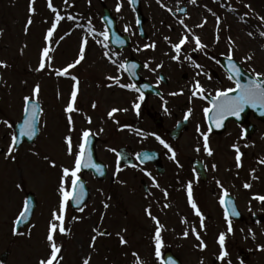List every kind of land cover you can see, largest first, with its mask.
Returning <instances> with one entry per match:
<instances>
[{
	"label": "rangeland",
	"instance_id": "obj_1",
	"mask_svg": "<svg viewBox=\"0 0 264 264\" xmlns=\"http://www.w3.org/2000/svg\"><path fill=\"white\" fill-rule=\"evenodd\" d=\"M76 1L78 0H69V3L72 4ZM100 1L110 8L112 16L118 21L119 30L129 35L133 42L132 47L125 51V58L132 55L144 63H147V59H150V62H152L151 67L155 66L157 68V65L162 63L163 67L159 68L161 72L171 73L174 70V61L171 59V55L175 53L164 37L168 36L173 43L177 42L178 37L182 34V27L178 24V19L182 18L201 37L204 44H211L210 47L214 44L216 47H220L222 53L229 50L228 37H231L236 44L232 54L245 63L251 71L264 72V37L260 35V32L264 31V21L259 19V17L264 16V0H197L196 5L191 4L189 0H179V2L178 0H162L166 7H161L157 0H141V9L146 18L144 26L147 35L146 41L140 40L137 34L133 10L128 0H123V8L119 13L116 11L117 0H91L94 12L87 17L77 14L84 3L75 5L76 9H69L64 4V0H53L54 6L60 10L61 15L65 16V20L60 22L53 35V39L57 43L53 45L55 51L51 54L53 56L51 67H46V70L42 73L37 72L35 69L39 66L40 52L45 45L44 36L54 18V14L47 6L48 0H35L34 7L36 11L34 14L29 12V0H0V33H2L0 34V61H4L8 65L7 68L1 67L0 69V121L7 120L9 123L14 124L20 120L23 97L31 95L36 84H39L41 88L39 102H42L43 113L48 115V119L51 116L56 118L54 112L61 106L59 104L60 94L65 96L66 93L64 92L70 89V78L67 76L57 78L53 69H61L77 58L81 37L88 34L87 25L89 20H91L97 32L104 31L100 23L102 14ZM246 4L251 5V10L244 7ZM229 6L235 8L236 11H229ZM182 7L186 9V13L180 16L177 14V9ZM167 8H172L173 11L170 13ZM208 9H211L221 18L220 40L218 43L215 42L217 33L216 18ZM72 10H74L73 13ZM245 13H248V15L245 16ZM68 14L77 16V20L75 22L67 20ZM29 15H31L33 23L25 33V25ZM241 17H243V20ZM204 18H207V24L203 28L195 27ZM77 23L83 27H76ZM125 25L128 26V31H125ZM249 32L253 35L249 36ZM66 33L71 34L66 35ZM61 36L65 38L60 40ZM152 42L157 45L155 51L150 48L144 50L143 53L136 50ZM188 45L191 46L189 49L193 48L191 43ZM103 52L104 49L90 37L85 51L84 63L79 64L77 70L76 68L73 69L75 74L82 66L78 74L80 80L79 103L86 99L88 106L95 101L102 104V97L100 96L108 82H113L107 80L106 77L118 74L116 67L103 56ZM184 53L183 56L186 55ZM249 55L252 56L250 60L246 59ZM119 60L122 61V58H119ZM69 71L72 75V71ZM102 82L105 84L102 85ZM132 101L133 97L127 93L125 95L126 106L128 107ZM126 115L127 118H130L128 121H131L132 124L136 122L135 115L130 112V109H128ZM55 123L57 124V122ZM132 126L126 127L125 143L131 145L134 149H138L140 148L136 140L138 134L136 136L135 132L138 126ZM11 134V129L0 123V149H3L4 152L7 150ZM60 137L59 131L54 129L50 140L49 137H41V141L39 140L35 146L41 149L39 150L41 151L40 154L43 152L50 159L56 161V168L50 167L49 162L46 163L44 159L41 161L38 155L35 154L38 153L37 151L30 150L28 152L29 148L25 150L24 147H21L17 152H14L15 160L5 159L4 154L0 155V254L10 251L8 264H37L38 259L46 256L49 252L46 234L51 219L50 213L48 214L50 219L44 216L40 219H34L32 225L22 231L25 235L14 236L12 226L22 207L23 195L26 190L41 192L40 196L43 198V195H45V199L48 198L46 194H48L49 186L52 188L51 190H54V194L58 193L57 187L61 175L60 166L69 164L66 151L56 147L59 144ZM44 173L54 176L53 185H48ZM38 175L43 179L40 181L34 180ZM139 179L140 176L135 178L131 171H126L125 201L127 203L125 202V209L129 213L128 218L124 217L123 213H119L117 208L113 210L114 206H110L107 215L103 217V221L99 220L98 217H95L92 221L91 218L87 220L89 222L86 225L87 235L80 228V221L78 223L72 221L66 224L67 228L71 230L70 233L63 236L58 233L56 236L57 242L63 245L62 255L64 258L60 264H83L84 259L88 257H91L90 264H135L136 258L129 251L138 253L144 264H155L153 263L154 258L157 257L155 256L154 234H151L152 222L145 218L138 220L139 216H134L138 219H133L130 216L131 213H135L138 207L140 208L141 205L138 202L144 200L141 190L138 191ZM17 184L21 187L17 188ZM109 186L108 179L103 186L91 183L94 191L102 189L105 196L107 194L106 188ZM129 189L134 191L135 194L130 195L128 193ZM111 193H113V190ZM100 200L103 199L100 198ZM113 201L110 200L109 203L112 204ZM44 202V207L50 204L47 200ZM130 202L138 204L134 206ZM128 207L131 209H128ZM80 219L82 220V218ZM33 225L35 226L33 227ZM166 226L167 228L164 227L165 231L161 235L163 242L161 251L168 248L175 252L181 264H197L200 255L197 247L199 243L192 232L193 227L196 228L201 237H209L208 241L211 244L209 248H212L213 237H218L221 232L225 233V237H253V234L255 237L264 236L263 226H237L233 228L232 233H228L227 226L220 223L216 225L206 224L203 233L202 229L205 227L200 228L199 225L196 226L193 223L182 225L177 221H172ZM94 227L100 231L106 230L110 235L101 237L93 232ZM125 229L126 231H124ZM186 229L189 232L187 238L183 235ZM29 232L32 236L27 235ZM117 233L127 239L126 249L121 248V246L120 248L115 247L116 241L114 240L118 239ZM93 235H97L95 247L90 246ZM187 258L188 261L184 263L183 260Z\"/></svg>",
	"mask_w": 264,
	"mask_h": 264
},
{
	"label": "flooded vegetation",
	"instance_id": "obj_2",
	"mask_svg": "<svg viewBox=\"0 0 264 264\" xmlns=\"http://www.w3.org/2000/svg\"><path fill=\"white\" fill-rule=\"evenodd\" d=\"M79 3H84V5L81 6L82 8L80 7L79 14L83 16H90L93 14V6L92 3H89V0H78L73 2V6ZM191 44L192 47H194V44ZM206 45L208 46L206 49L207 55H205L203 51L193 52V48L189 49L191 46L186 44L181 52V58L183 59L177 63L173 62L174 70H172L171 73L161 72V69L152 71L151 69H156V67H151L152 62H150V59H147L146 62L149 64V67H144L141 72V77L157 90V94H144L145 100L141 102L139 116H137L135 109L132 108V103L136 100L139 93L115 85L109 87L113 82H108L105 90L102 92L100 96L102 97V104L95 101L97 104L95 109L92 107L93 103H90L88 106L86 99L79 103L77 96L76 105L80 111L72 113L75 131L72 132L71 135L73 136L74 146L79 143L80 134L84 129L90 128L93 133H96V135L91 138V148L95 153L96 160L105 165L110 186L106 188V196L103 195L102 189L94 191L91 187V183L103 186L107 180L99 182L95 179L94 173H92L90 169H84L80 173V176L81 180L85 183L90 199L84 205L83 212L75 210L72 208L71 203H69L65 223L79 220L81 223L79 224L80 228L83 233L87 235L88 229L86 225L89 223L87 220L91 218L92 221L99 215L105 217L110 206H114L113 210L117 208L118 212L123 213L124 217H129V213L127 209H125L126 167L121 166L123 170L119 172V175H114L116 172L117 155L110 150L114 148L117 152L124 149L133 160L136 159L135 153L141 152L142 150L156 152L153 157L157 159L158 171L153 164L138 165L152 173L159 183L160 188L154 187L152 180L145 176L143 172L139 171L138 168H133L134 170L132 171L135 178L140 175L138 191L139 189L141 190V195L144 200L138 202L141 205L140 208L138 207L135 213H131L130 216H132L133 219H138L134 216H139L140 218L138 220L145 218L152 222L151 234L155 235L156 224L145 212V209L149 207V205H151L152 214L156 216L160 224L163 225L161 235L162 232L165 231V228H167L166 225L172 221H177L186 225L193 223L194 225L200 226V218L195 215L194 210L188 203L187 185L189 181H191L193 185V198L205 216V226L206 224L216 225L217 223L227 226V222L224 219V207L219 203L221 195V189L217 184L219 180L230 193L229 199L232 201V204L228 205V208L234 205L240 213L239 216L231 218L232 226L264 227V204L252 199L254 195H264V164L259 162L261 159H264V108L246 106L239 119L230 116L224 121L223 127L218 128L213 125L212 132L209 136V144L213 149V155L208 156L206 154L202 147V137L199 136L196 129L197 125H199L201 131H208V125L211 121L205 118L203 109L209 107L210 104L209 100L199 98H193L190 101L191 88L197 79L200 80L201 84L207 89V92L212 93V96H215L216 89L235 87V79L233 78V80L230 81L227 78L230 74V62L222 59L226 58V54L229 50L222 53L220 52V47L218 48L214 44L211 47V44ZM110 50L111 52L118 53L119 58H122V62L125 61L123 51ZM183 53L191 55L192 61L203 65V73H207V75L202 73L197 76L196 73L201 70L195 68L192 61L185 60ZM210 57H214L215 59H210ZM217 60L219 63L216 62ZM84 61L85 59L81 62V65ZM233 61H238L235 55H233ZM79 66L80 65H77L75 67L76 70ZM240 66L244 71L250 74L252 78H255L254 73L241 61ZM81 67L73 74L77 76L78 79ZM209 76L211 79L208 78ZM246 76L247 75L244 74L240 75L241 82H244ZM159 77H163V79H158ZM74 83L75 82L72 81L70 89L64 92L66 93L65 96L60 94V102L59 100L57 101L61 106L54 112L56 118L51 116L48 119V115L42 113L40 116L38 138L32 145L24 144L22 147H24L25 150L29 148V152L31 148L36 149L37 147L35 146L43 137H49L50 140L52 133H54V129H57L61 137L56 147L66 151L63 138L69 134V125L64 108L70 99ZM121 83L134 82L123 73ZM103 84L105 83L102 82V85ZM135 84L138 87V84ZM181 89L183 90V95H169L172 92H179ZM127 93L133 97V101L128 107L125 104V95ZM40 105H42V102H40ZM113 107L130 109V112L135 115L136 122L132 124L131 121H128L130 118H127L126 112L124 111L116 113L114 119H108L107 113ZM165 107H167L168 112L164 111ZM189 108L193 110V114L188 120H185L184 115ZM89 116L92 118L91 124L88 123L86 118ZM114 120H118L119 125L116 124ZM55 122H57V124ZM125 125L128 127L132 125L135 127L138 126L137 129H140L145 134L155 133L160 136L176 150L177 160H179L182 167H178L174 161L169 159L171 154L168 153L167 149H165L153 135H138L136 139V133L135 139L140 147L138 149L132 148L131 145H126V127H124L123 131L119 130L120 127ZM100 128H103L104 131L100 132ZM242 132L244 133L243 138L241 137ZM198 144L201 146V151L199 153L195 151ZM233 144H238L243 153L241 158L242 167L240 168L236 167V152L232 147ZM244 145H248V147ZM39 150L41 149H36L39 153L38 158L43 161V157L47 155L43 152L40 154L41 151ZM68 158V165L70 166L73 158L69 155ZM45 162L47 163L48 161L45 160ZM213 164L217 166L215 170L212 168ZM196 166L199 170H196ZM253 170H255L254 175L258 177V179H253ZM44 175L48 185H53L54 176L48 173H44ZM41 179L43 178L38 175L34 180L40 181ZM121 181H123V183H121ZM246 182L252 185L250 189L244 188ZM51 189L52 188L49 186L48 194H46L48 197L47 199L44 198L45 195H43L42 198L40 196L41 192L35 190H26L24 192L23 202L25 199L28 200L29 198H33L35 202L31 222H33L34 219H40L42 216L50 219L48 214H51L52 211L58 207L59 195L58 193L54 194V190ZM112 190L113 193H111ZM130 190L131 189L128 190L130 195L135 194L134 191ZM164 190L168 193L167 199H165ZM100 198L103 200H100ZM45 200L50 203L47 207L43 206ZM110 200H114L112 203L113 205L109 203ZM104 203L109 204L107 209L104 208ZM138 203L130 202V204H134V206ZM165 204L170 206L165 207ZM128 209L131 208L128 207ZM77 216L82 218V220L72 219V217ZM185 220L187 223L183 222ZM201 238L205 241L207 247L204 250H200L199 248L198 251L200 255L198 256L197 264H201V261H203V264H229V262L230 264H264V250H261V248L264 247V236L255 238L225 237V251H227L228 255L223 260L219 259L221 249L218 244V237H213L212 248H209L211 245L208 241L209 237ZM121 248L126 249L127 247L121 245ZM167 251L171 250L167 248L163 254ZM9 252V250L6 251L7 254L4 259L5 264H8ZM171 253H173L181 263L176 253L173 251ZM187 261L188 258L183 260L184 263Z\"/></svg>",
	"mask_w": 264,
	"mask_h": 264
},
{
	"label": "snow or ice",
	"instance_id": "obj_3",
	"mask_svg": "<svg viewBox=\"0 0 264 264\" xmlns=\"http://www.w3.org/2000/svg\"><path fill=\"white\" fill-rule=\"evenodd\" d=\"M130 5H134L137 0H128ZM179 2V0H178ZM189 2L193 5L197 4V0H189ZM89 3H91V0H89ZM157 3L161 5V7H166V5L163 4L162 0H157ZM64 4L68 7H72L73 5L69 3V0H64ZM35 0H29V12L30 14H34L36 9L34 7ZM48 8L51 10V12L54 14L53 21L51 23V26L47 29V32L44 36L45 45L42 47V50L40 52V58H39V66L35 69L37 72L44 71L46 67H51L53 56L51 55L54 51V44L57 43L53 39V35L56 32L59 24L61 21L65 20V16L61 15L60 10H58L54 4L53 0H48L47 4ZM244 7L251 10V5H244ZM123 8V0H117L116 4V11L119 13L121 9ZM135 10V9H133ZM168 12H172V8H167ZM177 11L179 12H185L186 9L178 8ZM208 11L212 12L211 9H208ZM229 11L235 12L236 9L229 6ZM212 15L216 18V41L219 42L220 36H219V29L221 24V18L215 13L212 12ZM245 16L248 15V13L244 14ZM67 20L75 22L77 20V16H74L72 14L67 15ZM243 20V17H241ZM261 21H264V16L259 17ZM207 18L202 19V21L197 24L195 27L197 28H203L205 24H207ZM33 23L31 15H29V18L27 20V24L25 25V33L28 31V27ZM140 20L137 19V25H139ZM178 24L182 27V34L178 37L177 42L173 43L171 41V38L168 36H165L164 39L167 41L170 45V48L175 53L174 55H171V59L173 61L180 62L181 61V52L184 47V45L193 43L194 47L192 49L193 52H200L203 51L205 55H207V45L204 44L201 40V37L195 33V31L188 26V24L185 23V19H178ZM76 27H83L80 24H76ZM171 27V26H169ZM125 31H128V26L125 25ZM87 33L86 35H83L81 37L80 41V47L77 58L70 64H68L66 67L60 69L56 68L53 69L56 76H67L71 80H73L75 83L73 85V90L70 95V99L67 103V105L64 108V112L67 114V120L69 125V134L64 136V144L66 145V152L69 156H71L72 164L69 165H61L60 166V172L61 175L59 177V184L57 187V192L59 195V203L58 207L52 211L51 213V219L48 224L47 234H46V243L47 247L49 249V252L46 256H42L38 259L37 264H60V262L63 260L62 255V247L63 245L57 242L56 236L59 233L60 235H68L70 233V229L65 227V219H66V212L67 208L69 206L70 202H74L76 206L78 207L79 211L83 212L84 208L80 207V205L83 203L86 190L85 185L81 180L80 173L84 169H93L98 175L103 176L104 173V166L98 164L95 162L93 155H92V148H91V138L96 135V133H93L92 130L84 129L80 134V141L77 145L74 146L73 143V136L71 135L72 132L75 131L74 127V121H73V112H78L80 109L76 105L77 96L79 92V84L80 81L75 75L70 74V69L75 68L77 65L81 64V62L85 59V51L86 47L89 43V38L95 40V42L100 45L103 49V56L116 67L117 75L115 76H108L106 77L107 80L113 81V84H110L109 87L112 86H119L120 88H124L130 91L138 92L139 95L136 98V100L132 103V108L135 109L137 116L140 115V108H141V102L145 100L144 93L141 91L139 87L136 86L135 83H121L122 80V74L128 73L131 76H135L136 73L134 69L138 67L137 64H131L129 66L127 61L121 62L119 60V54L115 52H111L110 46L108 41L110 40V33L107 29H105L102 32H97L94 26L92 25L91 20L88 21L87 25ZM2 34V33H0ZM71 33H66V35H70ZM249 36H252L253 33L249 32ZM260 35L264 37V31L260 32ZM191 37V39H190ZM65 37L61 36L60 40H63ZM102 38V39H101ZM118 43H123V41H120L119 37L116 38ZM228 46H229V52L226 54L227 60L230 62L229 67V75L228 79L231 81L233 80V76H236L237 79H235V87H228V88H219L215 91V96H212V93L207 92V89L201 84L200 80H195L192 88H191V96L189 97V100L191 101L193 98H199L204 100H209V107H205L203 109L205 118L209 121H211L208 125V131H201L200 126L197 125V132L199 133V136L202 137L203 143L202 147L203 150L206 152L208 156L213 155V149L210 147L209 144V136L212 132L213 125L216 127H223L224 121L228 117H236L237 119L240 118L241 113L244 112L246 106L251 107H260L264 108V72H254L255 78L248 80L246 83H241L240 79L238 78L240 76V68L237 66V64L233 61V55L232 51L236 47L235 41L228 37ZM157 45L155 42H152L150 44H145L143 48H137V51H144L147 49H152L155 51ZM185 60L192 61L191 55H185ZM210 59H215L214 57H210ZM246 59H252V56L249 55L246 57ZM219 63V61H216ZM195 68L200 69L201 71H198L196 73L197 76L201 75L203 73V65L196 63L195 61H192ZM0 67L7 68L8 65L4 61H0ZM145 68L149 67L148 63L144 64ZM163 67V64H158L156 69H151L152 71H156L157 69ZM254 71V70H253ZM204 75H207V73H203ZM211 79V77H208ZM158 79H163V77H159ZM145 87H148L145 85ZM41 92V88L39 84H36L34 88L32 89L31 95H26L23 97V123L20 126L19 129V135H17L15 132L11 134L10 142L8 144L6 152H4L5 159L11 158L12 160H15L16 157L13 155L14 152L18 150V147L21 143L19 137L26 136L28 139H34L38 134V125L40 123V116L43 113V109L39 104V94ZM232 93H235V95H232ZM169 95L172 96H178L183 95V90L181 89L179 92H172ZM210 98V99H209ZM166 103V102H165ZM92 107L95 109L97 107V104L94 102L92 104ZM127 112L128 109L124 108H117L113 107L111 108L108 113V119H114V116L118 112ZM165 112H168L167 107L164 108ZM193 114V110L189 108L187 112L184 115V119L188 120L189 117H191ZM89 124L92 123V118L86 117ZM116 124L119 125L118 120H114ZM0 123H3L6 125L9 129H11L13 126L9 121L3 120L0 121ZM124 127H127V125L120 127L119 130L123 131ZM100 132H103L104 129L100 128ZM135 132L140 136H146V135H153L155 138L159 141L161 145L165 149H167L168 153L171 155L169 156V159L174 161L178 167H182L180 165L179 160H177V152L176 150L167 143L164 139H162L160 136L156 135L155 133H148L145 134L140 129H135ZM244 133H241V137L243 138ZM245 147H248V145H244ZM236 152L235 160H236V167L240 168L242 167L241 158L243 156V153L240 150V147L238 144H233L232 146ZM117 155V165H116V172L114 175H119V172L123 169L120 166V160L122 159V154L117 152L116 149H110ZM195 151L199 153L201 151V146L198 144L195 148ZM38 155L39 153H35ZM45 160H48L50 167L56 168L57 163L55 160L50 159L49 157L45 156L43 157ZM135 158L137 161L140 162V164H143L144 162L152 159L151 155L147 152L144 153H135ZM261 164H264V159H261L259 161ZM132 168H138L139 171L143 172L145 176L149 177L152 180L153 186L156 188H160L159 183L156 181V178L152 175L150 171H148L145 168L139 167L137 163H132L129 165ZM216 165L213 164L212 168L213 170L216 169ZM255 170H253V179H258L254 175ZM123 183V181H121ZM218 186L221 189V195L219 198V203L222 207H224V219L227 222V232L232 233L233 232V226H232V219L229 216V211H231L232 216H239L240 213L237 211L236 207L233 205L231 209L228 208V205L232 204V201L229 199L230 193L229 191L224 188L223 184L218 180L217 181ZM21 185L17 184V188H20ZM252 185L250 183H245L244 188L250 189ZM150 194V193H149ZM165 199L168 197V193L166 190H164ZM187 197H188V203L191 206V208L194 210L195 215L200 218V228H204V220L205 216L201 209L198 207L197 202L193 198V185L192 182L189 181L187 185ZM110 199V198H109ZM252 199L257 200L264 204V195H254ZM165 207H169L170 205L165 204ZM109 207L108 203H104V208L107 209ZM31 208H30V202L25 199L23 202V207L21 211L18 213L17 217L13 221V227H12V234L14 236H20L25 235L24 232L20 231L18 226L25 222L26 218L30 215ZM146 214L155 222L156 228H155V256L157 259L161 257V248H162V239H161V229L163 225L160 224L159 219L152 214L151 211V205L145 209ZM73 220L80 219L79 217H72ZM101 221H103V216L101 217ZM184 223H187V221H183ZM35 225H33L34 227ZM126 231V229L124 230ZM251 231V230H250ZM93 232L97 233V235L103 236V235H110V233H106L104 231H100L98 228H93ZM192 232L195 234L196 239L199 241V244L197 245L200 250H204L207 245L205 241L201 238L200 233L196 230L195 227L192 228ZM27 235H31V233H27ZM97 235H93L91 239L90 246L95 247ZM184 237L187 238L189 235L188 230L186 229L183 233ZM117 236L119 237L121 245H126L128 243L127 239L121 235L120 233H117ZM253 238H255L253 234ZM218 244L221 249V253L219 256L220 260H223L227 255V251H225V233L221 232L218 236ZM261 250H264V247L261 248ZM132 255L136 258L135 264H144V262L139 257V254L136 252H133ZM91 257L85 258L83 261V264H90ZM163 264V262H161ZM168 264H174L173 261L169 260ZM201 264H203V261H201ZM230 264V262H229Z\"/></svg>",
	"mask_w": 264,
	"mask_h": 264
},
{
	"label": "water",
	"instance_id": "obj_4",
	"mask_svg": "<svg viewBox=\"0 0 264 264\" xmlns=\"http://www.w3.org/2000/svg\"><path fill=\"white\" fill-rule=\"evenodd\" d=\"M133 7H134V9H135V13H136L137 19L140 20L139 25H142V23L144 22V20H143V17H142V15H141L140 11H139V0H137V2L133 5ZM104 14H105V16L103 17L102 21L104 22V24L106 25V27H107V29L110 31V33H111L115 38H117L116 35H118V33H117V30H116L115 21L112 20V19L110 18L109 12H108V10L105 9V8H104ZM118 36H119V35H118ZM120 37H121V36H119V39H120V41H123V43H118V42L116 41V40H117V39H116V40L113 41L114 44H115V46H118V48L126 47V46L128 45V43H129L128 39H127L126 37H121V38H120ZM128 64H129V66H130V65L133 64V63H132V62H128ZM137 70H139V69H137ZM134 71L136 72V69H134ZM23 118H24V115H23ZM22 123H23V119H22V121H21L16 127H14V130L16 131V134H17V135H19V129H20V126L22 125ZM19 139H20V141H21L20 144H22L23 142H25V140H28L26 136H24V137H19ZM94 160H95V158H94ZM103 178H104V175L101 176V179H103ZM31 213H32V208H31L30 215L26 218L25 222L22 223V224H20V225L18 226L19 230L22 229L24 226H26V225L28 224V222H29V220H30V217H31Z\"/></svg>",
	"mask_w": 264,
	"mask_h": 264
}]
</instances>
